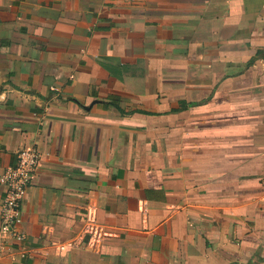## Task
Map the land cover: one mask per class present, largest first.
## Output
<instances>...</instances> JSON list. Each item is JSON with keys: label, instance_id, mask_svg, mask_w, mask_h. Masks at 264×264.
<instances>
[{"label": "crops", "instance_id": "0c3cea01", "mask_svg": "<svg viewBox=\"0 0 264 264\" xmlns=\"http://www.w3.org/2000/svg\"><path fill=\"white\" fill-rule=\"evenodd\" d=\"M32 148L0 264H264V0H0V174Z\"/></svg>", "mask_w": 264, "mask_h": 264}, {"label": "built area", "instance_id": "2783aa9c", "mask_svg": "<svg viewBox=\"0 0 264 264\" xmlns=\"http://www.w3.org/2000/svg\"><path fill=\"white\" fill-rule=\"evenodd\" d=\"M41 154L36 148L23 149L16 154L13 165L0 174V188L4 196L1 204L0 258L5 238L22 240L17 227L22 222V205L38 171Z\"/></svg>", "mask_w": 264, "mask_h": 264}]
</instances>
